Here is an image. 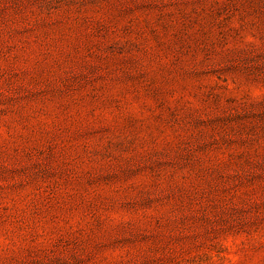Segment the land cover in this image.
<instances>
[{"label":"rangeland","instance_id":"1","mask_svg":"<svg viewBox=\"0 0 264 264\" xmlns=\"http://www.w3.org/2000/svg\"><path fill=\"white\" fill-rule=\"evenodd\" d=\"M0 264H264V0H0Z\"/></svg>","mask_w":264,"mask_h":264}]
</instances>
